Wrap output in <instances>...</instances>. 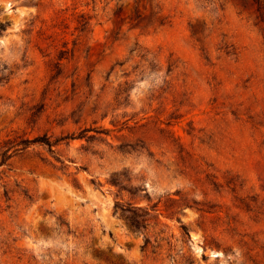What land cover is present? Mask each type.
<instances>
[{"label": "rangeland", "instance_id": "374dc122", "mask_svg": "<svg viewBox=\"0 0 264 264\" xmlns=\"http://www.w3.org/2000/svg\"><path fill=\"white\" fill-rule=\"evenodd\" d=\"M8 150L0 264H264V0H0Z\"/></svg>", "mask_w": 264, "mask_h": 264}, {"label": "trees", "instance_id": "16d2710c", "mask_svg": "<svg viewBox=\"0 0 264 264\" xmlns=\"http://www.w3.org/2000/svg\"><path fill=\"white\" fill-rule=\"evenodd\" d=\"M26 144H41V145H45L48 148H51L54 145V143H51L47 137H36L30 141H21V143H19L18 145H13L11 148H16L18 146H22V148L21 149H13L12 153H16V152L22 150L23 148L27 147ZM9 150L0 155L1 156L0 165L4 164L10 158V155L8 153ZM131 226L133 228H141L142 227L141 224L135 218L131 219Z\"/></svg>", "mask_w": 264, "mask_h": 264}]
</instances>
